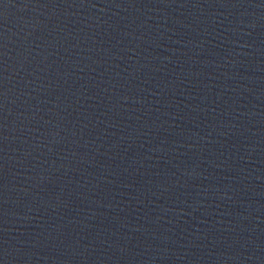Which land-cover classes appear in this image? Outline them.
Here are the masks:
<instances>
[{
	"label": "water",
	"instance_id": "1",
	"mask_svg": "<svg viewBox=\"0 0 264 264\" xmlns=\"http://www.w3.org/2000/svg\"><path fill=\"white\" fill-rule=\"evenodd\" d=\"M0 264H264V0H0Z\"/></svg>",
	"mask_w": 264,
	"mask_h": 264
}]
</instances>
